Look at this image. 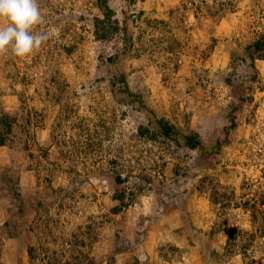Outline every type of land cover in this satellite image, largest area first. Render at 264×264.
<instances>
[{
  "label": "rangeland",
  "instance_id": "rangeland-1",
  "mask_svg": "<svg viewBox=\"0 0 264 264\" xmlns=\"http://www.w3.org/2000/svg\"><path fill=\"white\" fill-rule=\"evenodd\" d=\"M38 5L0 54V264H264V0Z\"/></svg>",
  "mask_w": 264,
  "mask_h": 264
},
{
  "label": "clouds",
  "instance_id": "clouds-1",
  "mask_svg": "<svg viewBox=\"0 0 264 264\" xmlns=\"http://www.w3.org/2000/svg\"><path fill=\"white\" fill-rule=\"evenodd\" d=\"M0 19L9 22L0 27V54L10 50L23 58L48 39L47 34H33L34 27L43 21L38 0H0Z\"/></svg>",
  "mask_w": 264,
  "mask_h": 264
},
{
  "label": "trees",
  "instance_id": "trees-1",
  "mask_svg": "<svg viewBox=\"0 0 264 264\" xmlns=\"http://www.w3.org/2000/svg\"><path fill=\"white\" fill-rule=\"evenodd\" d=\"M104 9H106V11H107L106 6H105ZM107 13H108V12H107ZM104 22H105V21H104ZM104 22H102V23H104ZM98 23H99V22H98ZM118 29H119V27L116 26V27H115V30H118ZM255 46H256L257 50H259V51L263 50V48H264V37H263L262 39H260V40L256 43ZM263 57H264V56H263V54H262V55H260L258 58H259V59H262ZM8 121H9V117H8V116H5L4 119L2 120V122H5V123H8ZM159 125L161 126L160 129H159V133H160L161 135H163L164 138H166V139H168V138H172V139L177 140V136H176L177 132H176V130H175V129H174L169 123H167V122H165V121H161V122H159ZM139 133H140L142 136H144L145 138H148L149 140H153V139L155 138V134H156V133L158 134V132H156V133L150 132L149 128H147V127H145V126L140 127ZM4 145H5V141L2 140V141L0 142V146H4ZM188 145H189V147H191V148H194V147H195L196 144H195L194 141H193V137L188 139ZM115 181H116V184H118V185H121V184L123 183L122 178H121L120 176H117V177L115 178Z\"/></svg>",
  "mask_w": 264,
  "mask_h": 264
}]
</instances>
